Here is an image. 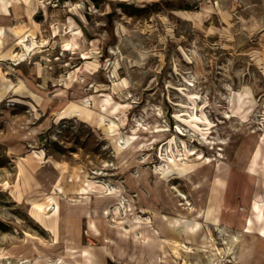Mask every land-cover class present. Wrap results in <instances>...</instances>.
Segmentation results:
<instances>
[{
	"label": "rangeland",
	"instance_id": "1",
	"mask_svg": "<svg viewBox=\"0 0 264 264\" xmlns=\"http://www.w3.org/2000/svg\"><path fill=\"white\" fill-rule=\"evenodd\" d=\"M37 2L0 26V264H264V0Z\"/></svg>",
	"mask_w": 264,
	"mask_h": 264
},
{
	"label": "bare ground",
	"instance_id": "2",
	"mask_svg": "<svg viewBox=\"0 0 264 264\" xmlns=\"http://www.w3.org/2000/svg\"><path fill=\"white\" fill-rule=\"evenodd\" d=\"M74 22L72 20V18L70 17V23L68 27H71V30L73 29ZM15 34H18L20 37H25L26 33L20 29V28H15L14 30ZM34 31V30H33ZM73 33H76V31H73ZM9 42V36L6 33V27H5V36H4V45H6ZM17 44V41H14L12 46L8 49V53L10 56L15 57L16 56V52L13 49V47ZM70 48L74 47L75 44L74 43H67ZM9 46V45H8ZM199 170V168H196L190 172H186L184 177H187L191 180V183L194 185L196 184V182L194 181V175H196V172ZM115 200L114 201H107L105 203V206L101 209L103 211V213H109V208L110 206L113 204V202H115V204L119 203L117 200L119 199V197L116 195L115 196ZM185 197V196H183ZM89 197H87V200ZM186 199L188 197H185ZM189 202V201H188ZM130 206H132V204H130ZM100 208H96V216H94L91 212H88V223L91 229H93V231L95 233H98L100 231V228L97 224V218L100 216L99 215V210ZM120 208L117 207L116 212L119 211ZM132 209V208H131ZM153 209V208H151ZM258 210H261L260 207H257ZM155 211V213H157V209H153ZM159 212V211H158ZM191 214L189 216H185V215H180L181 218H184L185 220H188L189 222L192 223H199L202 220L199 219L200 216H202V214L206 215L207 219H211V223H213L214 225L217 224V218L214 216H210L212 210L211 209H207L206 206L204 205V200H200L197 201L196 204L194 205V207L191 208ZM131 227L133 229H137L139 230V233L141 234L142 237L146 238L147 242L151 244V246H153V259L156 262L159 259V253L157 252V248L159 249L162 244L160 242V228H157L155 225L151 224L149 220H145L143 222L141 221H137V222H133ZM247 232H250V230H247ZM208 233L209 236L211 238V240L214 242V244H217L216 242V237H215V228L213 226H208ZM264 237V230H263V234H261ZM170 238H168V241H170L173 244V253L175 256L180 257L181 256V251L183 248H188L189 246H185V229L184 226L180 227V228H176L175 226L172 227V233L169 235ZM248 236V235H247ZM239 236L235 237L236 241H238ZM247 240L246 239H242V248H243V253L245 257H247L249 255L250 252L247 251V249H252V245H249L247 243H245ZM225 250V248H220L218 247L217 250H210L211 252V257L213 259V261L215 259L223 261L224 256L223 255V251ZM189 251V250H187ZM228 251V250H227ZM230 252V251H229ZM228 254V253H227ZM247 260V258H243L242 264H246L245 261ZM212 261V262H213ZM213 264H218V262H215Z\"/></svg>",
	"mask_w": 264,
	"mask_h": 264
},
{
	"label": "crops",
	"instance_id": "3",
	"mask_svg": "<svg viewBox=\"0 0 264 264\" xmlns=\"http://www.w3.org/2000/svg\"><path fill=\"white\" fill-rule=\"evenodd\" d=\"M6 1H11V0H6ZM39 2V0H13L12 4L9 5L10 6V10H9V14L3 13L0 10V26L3 25L4 27H6V33L9 36V39L15 40L19 37L18 34L14 33V29L16 27H21L24 30H26V28H28V25L31 23V19L30 17L34 18V14L35 11H33V13L31 14V16H28L26 18V16H21L19 15V13L17 12V8L19 7V5L24 6L27 3H34V2ZM37 2V4H38ZM38 7V5H36Z\"/></svg>",
	"mask_w": 264,
	"mask_h": 264
}]
</instances>
